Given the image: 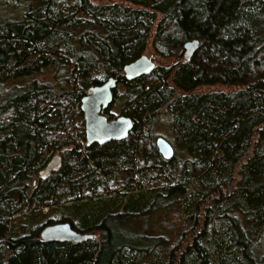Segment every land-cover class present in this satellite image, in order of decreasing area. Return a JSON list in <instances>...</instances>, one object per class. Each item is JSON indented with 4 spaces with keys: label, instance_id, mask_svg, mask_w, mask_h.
Masks as SVG:
<instances>
[{
    "label": "trees",
    "instance_id": "16d2710c",
    "mask_svg": "<svg viewBox=\"0 0 264 264\" xmlns=\"http://www.w3.org/2000/svg\"><path fill=\"white\" fill-rule=\"evenodd\" d=\"M1 1L0 264H264V0ZM110 77L133 129L88 146L81 99ZM56 223L96 238L42 241Z\"/></svg>",
    "mask_w": 264,
    "mask_h": 264
},
{
    "label": "water",
    "instance_id": "95a60500",
    "mask_svg": "<svg viewBox=\"0 0 264 264\" xmlns=\"http://www.w3.org/2000/svg\"><path fill=\"white\" fill-rule=\"evenodd\" d=\"M199 48L197 40L184 43L182 55L184 60H190ZM155 68L151 58L142 55L137 60L123 68L124 78L127 81L135 80L150 74ZM117 88L116 78L110 77L99 86L89 87L81 99L80 109L84 118L85 142L88 146L104 145L112 141H121L127 138L133 129V121L126 116H118L109 120L103 114L113 102V93ZM159 154L165 160H170L174 155L173 147L163 138L155 141ZM61 166V158L55 155L46 167L39 172L44 178ZM40 239L44 242H71L82 243L96 238L95 234H81L76 232L68 223L47 225L40 231Z\"/></svg>",
    "mask_w": 264,
    "mask_h": 264
},
{
    "label": "rangeland",
    "instance_id": "374dc122",
    "mask_svg": "<svg viewBox=\"0 0 264 264\" xmlns=\"http://www.w3.org/2000/svg\"><path fill=\"white\" fill-rule=\"evenodd\" d=\"M13 1L15 2L17 0H13ZM113 2H120V0H99L97 1V3L99 4H107V3H113ZM12 17H17V13L14 11L12 7L4 5L3 2L0 0V23H3L6 19H10ZM143 55L147 56L148 58H151L155 65L159 63V60H157L152 55V50L150 48ZM122 91H123V88L120 85H117L116 95L119 93H122ZM2 92L3 91L1 87L0 93ZM120 104H121L120 101H118L116 104L114 102V104L112 103L109 106V108L106 110L107 113L114 115V118L112 119H115L116 117L121 116L120 115ZM155 137L156 138L161 137L165 139L173 147L174 154L178 153L177 149H175V146L172 144V131L165 117H161L157 125L155 126ZM55 155H58V154H55ZM46 212H48L47 208L43 210V213H46Z\"/></svg>",
    "mask_w": 264,
    "mask_h": 264
},
{
    "label": "flooded vegetation",
    "instance_id": "af4514ba",
    "mask_svg": "<svg viewBox=\"0 0 264 264\" xmlns=\"http://www.w3.org/2000/svg\"><path fill=\"white\" fill-rule=\"evenodd\" d=\"M107 110V109H106ZM104 112V111H103ZM110 120V119H109Z\"/></svg>",
    "mask_w": 264,
    "mask_h": 264
}]
</instances>
